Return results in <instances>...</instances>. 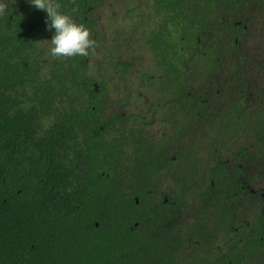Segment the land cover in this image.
I'll return each mask as SVG.
<instances>
[{"label":"trees","instance_id":"trees-1","mask_svg":"<svg viewBox=\"0 0 264 264\" xmlns=\"http://www.w3.org/2000/svg\"><path fill=\"white\" fill-rule=\"evenodd\" d=\"M151 1L158 23L145 45L160 84L148 123L108 113L107 83L90 74L89 56L42 58L38 44L55 33L45 11L10 0L0 17V264L264 258L262 219L248 242L216 244L231 231L228 207L261 198L243 184V167L264 161V86L249 81L241 54L247 20L260 12L264 55V0ZM57 2L96 39L99 0H75V12L71 0ZM114 67L124 74L129 64ZM212 185L213 260L210 241L184 250L164 217L167 205L210 206Z\"/></svg>","mask_w":264,"mask_h":264},{"label":"rangeland","instance_id":"rangeland-1","mask_svg":"<svg viewBox=\"0 0 264 264\" xmlns=\"http://www.w3.org/2000/svg\"><path fill=\"white\" fill-rule=\"evenodd\" d=\"M10 0L6 2L9 5ZM260 12L254 13V21L247 20V39L243 44L241 58L248 62L249 81L263 88V46L259 40ZM2 15H0L1 17ZM264 16V13L263 15ZM96 46L90 52V74L107 83L108 113H124L137 121L150 122L149 107L156 98L160 84V72L149 54L145 39L158 23L151 0H99L93 14ZM51 39L38 44V53L45 61L51 60ZM68 58V57H66ZM64 57L60 59H66ZM116 58L129 64L124 74L115 69ZM100 68V69H99ZM103 76V77H99ZM124 76L125 80H121ZM47 123L45 124L46 127ZM154 132L159 124L150 125ZM251 189L264 196V161L243 167ZM256 205H264V199H255ZM224 239L221 240L223 242Z\"/></svg>","mask_w":264,"mask_h":264},{"label":"flooded vegetation","instance_id":"flooded-vegetation-1","mask_svg":"<svg viewBox=\"0 0 264 264\" xmlns=\"http://www.w3.org/2000/svg\"><path fill=\"white\" fill-rule=\"evenodd\" d=\"M245 187L249 190L250 186L247 183V179L243 181ZM257 191L254 190L256 194ZM260 193V192H259ZM261 198L256 196L259 201L264 199V196L260 193ZM251 204L245 203L242 205H234L228 207L227 218L231 224V231L228 233H222L216 244L222 250L227 247L228 243L232 239H237L239 242H248L249 237L251 238V226L262 219L264 222V205H256L255 199ZM212 203L210 206L205 205H181L178 207L165 206L164 217L166 224L170 228V222H174L178 227L183 241V249L189 247V243H198L202 239L205 242L210 241V250L213 260V185L211 193ZM245 201L248 202L246 194ZM171 208H177L175 215L170 213ZM200 234H204V237H200ZM224 239L223 242L221 240ZM188 242V243H186ZM246 264H264V258L256 262H247Z\"/></svg>","mask_w":264,"mask_h":264},{"label":"clouds","instance_id":"clouds-1","mask_svg":"<svg viewBox=\"0 0 264 264\" xmlns=\"http://www.w3.org/2000/svg\"><path fill=\"white\" fill-rule=\"evenodd\" d=\"M36 9L46 12L45 23L47 29H55L51 38L50 54L53 58H66L74 56H89V50L95 49L96 41L91 39L90 31L81 24H77L72 18L60 11L61 5L57 0H29ZM73 3V12L78 11V5L75 0ZM7 9L6 3H0V15H3Z\"/></svg>","mask_w":264,"mask_h":264}]
</instances>
